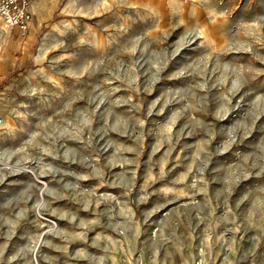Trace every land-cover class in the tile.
I'll list each match as a JSON object with an SVG mask.
<instances>
[{"label":"rangeland","instance_id":"1","mask_svg":"<svg viewBox=\"0 0 264 264\" xmlns=\"http://www.w3.org/2000/svg\"><path fill=\"white\" fill-rule=\"evenodd\" d=\"M45 4L0 44V264H264V0Z\"/></svg>","mask_w":264,"mask_h":264},{"label":"built area","instance_id":"2","mask_svg":"<svg viewBox=\"0 0 264 264\" xmlns=\"http://www.w3.org/2000/svg\"><path fill=\"white\" fill-rule=\"evenodd\" d=\"M33 0H0V20L6 28L25 34L32 19ZM0 112V125L2 124Z\"/></svg>","mask_w":264,"mask_h":264},{"label":"crops","instance_id":"3","mask_svg":"<svg viewBox=\"0 0 264 264\" xmlns=\"http://www.w3.org/2000/svg\"><path fill=\"white\" fill-rule=\"evenodd\" d=\"M45 2H47V0H37L36 4L34 5V0H33V6L31 9L32 19L30 22L29 30H28L30 32L29 35L31 36V38H33L36 34V22L38 23L39 21L41 22L44 20V16L46 13ZM35 13L37 15L36 18H35ZM10 33H11V30L6 28L5 25L0 21V44H3L7 39L10 38V35H11ZM48 36H52V35H48ZM40 53L42 52L40 51Z\"/></svg>","mask_w":264,"mask_h":264},{"label":"bare ground","instance_id":"4","mask_svg":"<svg viewBox=\"0 0 264 264\" xmlns=\"http://www.w3.org/2000/svg\"><path fill=\"white\" fill-rule=\"evenodd\" d=\"M1 21V20H0ZM2 22V21H1ZM3 23V22H2ZM1 112V111H0ZM2 114V113H1ZM2 124L0 125V128L8 129L10 128V119L8 117H3L2 115Z\"/></svg>","mask_w":264,"mask_h":264}]
</instances>
